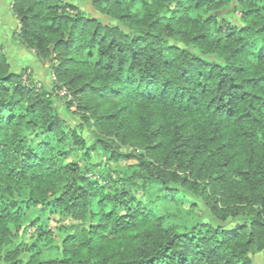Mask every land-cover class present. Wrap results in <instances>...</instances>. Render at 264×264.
<instances>
[{
    "label": "trees",
    "instance_id": "trees-1",
    "mask_svg": "<svg viewBox=\"0 0 264 264\" xmlns=\"http://www.w3.org/2000/svg\"><path fill=\"white\" fill-rule=\"evenodd\" d=\"M230 4L240 26L217 16ZM92 7L102 18L66 0H11L13 43L55 83L25 85L0 46V264H254L264 0ZM61 89L74 126L50 97ZM54 232L57 256L42 258L37 243ZM27 233L34 241L13 246Z\"/></svg>",
    "mask_w": 264,
    "mask_h": 264
},
{
    "label": "rangeland",
    "instance_id": "rangeland-1",
    "mask_svg": "<svg viewBox=\"0 0 264 264\" xmlns=\"http://www.w3.org/2000/svg\"><path fill=\"white\" fill-rule=\"evenodd\" d=\"M66 1L69 2V0ZM70 3L85 15L102 18V16L93 9L92 0H79L78 3ZM10 6L11 0H0V46L2 47L3 52H5L8 56L10 70L16 75H21V80L25 85H31L33 83L35 84L36 90L41 88L48 91L51 89V84L55 83V78L48 69V62L39 61L34 56L33 51H26L24 48H21L13 43L15 35L14 32L18 27V22L12 16ZM233 6L234 4H230L225 9L218 12L217 16L220 19L226 20L233 26H240L239 14L236 11H233ZM105 22L107 21L105 20ZM62 90L66 92L64 89ZM56 93L57 92H55V94L50 97L51 99H55L59 114L72 126H74L77 118L69 113L72 112L74 108H71L69 112L65 111L66 102L71 100L70 97L68 96L65 101H58V98L65 97ZM81 136L86 140L87 144H90L91 139L86 128L81 132ZM102 160L103 159L101 158L100 154H92L90 158V161L93 163ZM37 216H41L45 220L46 215L40 212V210L37 208L32 214L31 218H35ZM54 233L56 237L52 243L49 244L46 243V241L37 243V246H39L41 249L42 258H55L57 256V248L60 245L63 234L58 232ZM32 240L33 239L30 238V234L27 233L25 236H18L17 239L15 238L13 241V246L18 245L20 248H23L25 245L30 244ZM253 261L254 264H264V251L257 254Z\"/></svg>",
    "mask_w": 264,
    "mask_h": 264
},
{
    "label": "built area",
    "instance_id": "built-area-1",
    "mask_svg": "<svg viewBox=\"0 0 264 264\" xmlns=\"http://www.w3.org/2000/svg\"><path fill=\"white\" fill-rule=\"evenodd\" d=\"M57 93L60 94L61 96H66L67 95L66 92H64L62 89L57 91Z\"/></svg>",
    "mask_w": 264,
    "mask_h": 264
},
{
    "label": "clouds",
    "instance_id": "clouds-1",
    "mask_svg": "<svg viewBox=\"0 0 264 264\" xmlns=\"http://www.w3.org/2000/svg\"><path fill=\"white\" fill-rule=\"evenodd\" d=\"M69 2L78 3L79 0H69Z\"/></svg>",
    "mask_w": 264,
    "mask_h": 264
}]
</instances>
